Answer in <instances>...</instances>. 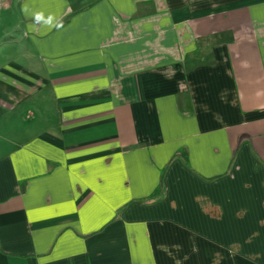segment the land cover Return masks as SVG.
Instances as JSON below:
<instances>
[{
	"label": "crops",
	"instance_id": "obj_1",
	"mask_svg": "<svg viewBox=\"0 0 264 264\" xmlns=\"http://www.w3.org/2000/svg\"><path fill=\"white\" fill-rule=\"evenodd\" d=\"M0 264H264V0H0Z\"/></svg>",
	"mask_w": 264,
	"mask_h": 264
}]
</instances>
